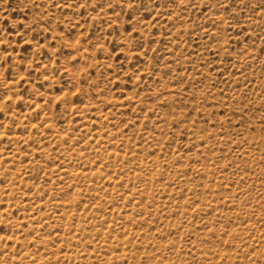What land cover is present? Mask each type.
I'll list each match as a JSON object with an SVG mask.
<instances>
[{"label":"rangeland","instance_id":"rangeland-1","mask_svg":"<svg viewBox=\"0 0 264 264\" xmlns=\"http://www.w3.org/2000/svg\"><path fill=\"white\" fill-rule=\"evenodd\" d=\"M0 264H264V0H0Z\"/></svg>","mask_w":264,"mask_h":264}]
</instances>
